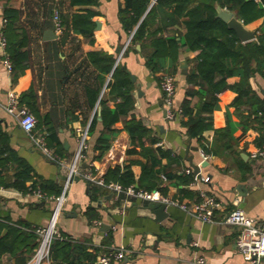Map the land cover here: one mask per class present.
<instances>
[{
    "label": "crops",
    "instance_id": "0c3cea01",
    "mask_svg": "<svg viewBox=\"0 0 264 264\" xmlns=\"http://www.w3.org/2000/svg\"><path fill=\"white\" fill-rule=\"evenodd\" d=\"M97 1L96 4L74 6L70 0H0V30L6 22L5 8H18L20 15L14 33L26 35L23 49L30 56L29 67L17 78L14 77V69L10 71L5 63V47L0 37V118L10 135L12 148L44 178L63 187L67 167L42 153L18 118L7 109L11 90L21 95L32 86L35 97L29 106L38 118L37 129L47 131L51 126L57 131L63 149L61 153L53 149L67 164L71 163L79 147L82 131L90 127L97 115L99 122L95 131L89 133L82 162V165L84 162L88 165L83 167L90 166L104 177L111 167L131 163L136 179H139L142 161L147 158L139 152L129 151L135 144L125 122L134 116L141 118L151 128V134L159 138L155 147L161 145L179 155V162L168 167L181 175L173 178L162 175L163 185L167 187L165 196L179 203L168 202L166 211L169 214L157 219L149 207L151 200L125 194L120 202H116L119 197L111 189L84 178H76L69 188L59 219L61 232L73 237L74 242L84 244L92 252L127 247L129 260L122 259L113 264H192L197 257H202L204 264H248L249 260L237 244L240 227L223 220L231 210L241 207L264 221V157L251 155L253 149L264 143V129H260L264 126V118L253 115L244 117L249 113V107H236L232 102L237 92L226 88L219 93L214 124L217 128L226 126L229 113L235 126V137L230 141L225 139L230 146L222 147L215 141V128L206 129L200 140L190 137L181 123L180 114L174 119L166 117L160 79L167 69L172 68V56H161L159 60L164 67L157 71H153L147 63V57L156 50L155 39L175 37L180 42L173 45V51L178 50L175 108L181 107L187 89L195 86L187 80V75L196 67L194 59L198 53L181 43L187 31L184 18L175 16L176 21L172 23L171 16L160 14L152 26L151 37L143 42L132 39L129 50L119 63L116 59L108 71L109 63L95 62L90 53L107 52L118 58L134 31L126 30L123 24L120 8L125 6L126 0ZM156 2L151 0L150 7ZM55 6L61 7V32L57 31L50 13ZM216 6L218 10L222 5L218 2ZM87 8L101 12L95 18L93 39L73 27L74 12ZM174 8L167 7V12ZM246 25L256 30L258 37V29L264 25V16ZM48 29H54L56 36L49 35ZM183 60L187 62L188 72L182 71ZM118 64L126 66L131 72L135 106L128 115L115 122L113 127L118 131L113 136L110 148L102 158L94 159V144L103 129L104 102L113 108L122 101L121 94L112 91V71ZM238 78L237 75L231 76L229 81L234 82ZM251 82L254 89L264 95V75L257 72L251 77ZM194 102L199 103L200 97L196 96ZM184 135H188L190 141ZM146 144L149 145L148 139ZM204 145L220 148V152H206L208 156L204 157L201 153ZM189 156L200 165L199 175L194 173ZM162 161L168 164L167 157H163ZM0 168L7 178H13V167ZM203 192L213 195L221 203L214 208L215 222L204 221L193 213L203 200ZM53 196L40 195L37 190L24 192L0 185L2 218L12 225L36 230V227L49 223L56 204ZM14 261L15 256L9 252L0 258V264H14Z\"/></svg>",
    "mask_w": 264,
    "mask_h": 264
},
{
    "label": "trees",
    "instance_id": "16d2710c",
    "mask_svg": "<svg viewBox=\"0 0 264 264\" xmlns=\"http://www.w3.org/2000/svg\"><path fill=\"white\" fill-rule=\"evenodd\" d=\"M218 2L222 6L236 10L246 23L264 16V0H157L151 7V0H126L125 6H121L120 11L126 30L134 31L133 40L142 42L151 37L152 26L160 14L165 13L171 16L172 23L176 21L175 16L184 18L187 31L181 43L198 51L194 59L197 63L196 67L188 73L187 80L198 87L187 89L186 96L181 103L182 111L177 113V116L180 114L181 123L187 128L190 137L200 140L206 129L215 128V141L219 142L222 147H229L230 143L225 142V139L230 141L235 137V126L229 113L226 126L217 128L214 124V111L219 106L221 91L231 88L237 92L232 103L238 108L242 105L249 107V113L244 117L248 118L253 115L255 118H264V95L255 90L251 82V77L257 72L264 75V25L258 29L256 39L243 41L237 31L218 14L216 6ZM96 3H98L97 0H70V4L74 6ZM172 6L175 7L174 10L167 12V7ZM55 8L59 10L62 22L60 6L53 7L50 13L54 16ZM100 14L99 10L93 8L74 12V29L93 39L96 28L95 18ZM19 15L18 8L6 7L4 10L6 22L2 28L7 40L4 58H10L16 78L25 72L30 64L29 52L23 49L26 35L18 36L14 33L17 30L16 20ZM155 42L156 50L147 57L148 66L153 71L160 70L164 67L159 60L160 57L171 55L172 68L167 69L166 72L175 74L178 50L173 51V45L180 44V42L175 37H159L155 39ZM90 55L95 62L109 63L106 68L108 71L111 70L110 67L117 59L111 54L101 51H93ZM235 75L240 78L230 82L229 78ZM112 77V91L121 94L122 101L113 108L104 102L103 129L94 144L96 151L94 159L102 158L110 148L113 136L118 131L113 127L115 122L128 115L135 106L134 80L130 70L126 66L118 64L112 71ZM196 96L200 97L199 103L194 102ZM18 97L20 105H26L33 111L29 106L32 105V98L35 97V90L32 86ZM98 122V116L95 115L90 124L89 133L95 131ZM125 127L135 144L129 151L139 152L147 158L142 161V173L139 179H136L131 163L124 166L118 164L106 172L105 180L118 182L124 187L134 186L137 189L145 190L160 189L165 195L167 187L163 185L162 175L165 174L168 178L181 175L174 173L168 167L179 162V155L172 149L163 148L161 145L155 147L159 138L151 134V128L143 119L135 116L126 119ZM260 129H264V126ZM42 132L46 133L48 145L61 153L63 146L57 131L50 126L47 131ZM146 139L149 140V145L146 144ZM204 150L220 152V148L208 145H204ZM163 157L168 158V164H163ZM0 166L14 168L12 179L7 178L3 169L0 168V185L14 187L24 192L41 190L48 196L58 195L62 191L61 185L51 179L44 178L27 159L12 148L10 135L5 130L1 118ZM192 175L191 172V177H193ZM29 180L31 183H28ZM124 195L122 194L116 202H120ZM5 228L6 232H4ZM38 244L39 236L36 230H28L19 225L8 223L2 218L0 211V258L5 252H9L15 256L14 264H24L32 256ZM111 251L113 249L107 250V252ZM99 253L88 251L87 246L74 242L73 237L62 232V237H57L54 240L51 258L57 264H94Z\"/></svg>",
    "mask_w": 264,
    "mask_h": 264
},
{
    "label": "built area",
    "instance_id": "2783aa9c",
    "mask_svg": "<svg viewBox=\"0 0 264 264\" xmlns=\"http://www.w3.org/2000/svg\"><path fill=\"white\" fill-rule=\"evenodd\" d=\"M53 17L57 31L61 32L63 29L62 22L57 8H55ZM0 37L5 47L7 40L2 30H0ZM132 39L133 33L121 50L117 58V63L122 59ZM5 63L8 69L12 71L13 64L9 57H5ZM160 87L162 90L166 117L168 119H174L177 113L182 111L181 107L178 109L175 108V96L177 91L176 75L164 72L160 81ZM7 109L18 118L21 126L28 131L33 143L42 153L67 167L62 191L58 195L53 196L56 204L52 211L50 221L47 225L36 227V232L40 236V241L32 258L24 264H57L51 258L52 247L54 240L57 237H62V232L58 226L59 219L64 209V203L67 199L69 188L76 178H84L99 186L107 187L116 193L118 197H120L121 194H126L127 196H136L145 200H163L166 202L179 203L177 200L170 199L163 195L159 189L145 190L137 189L134 186L124 187L118 182L106 181L103 176L98 175L90 166L88 168L83 167L82 162L85 159L84 151L88 146L87 139L89 137V127L82 131L79 147L71 163L67 164L66 161L48 145L46 133L36 128L38 123L37 116L28 106L19 104L18 94L14 90L9 92ZM201 153L204 157L208 156L204 149L201 150ZM251 155L253 157H264V143L256 149H253ZM188 170L190 171V169ZM205 179L208 180L209 177H205ZM37 192L40 195H45L41 190H37ZM202 195L203 200L197 204L193 213L204 221L215 222L217 219L214 217V208L220 206L221 203L211 194L203 192ZM181 206L187 207L185 204H181ZM223 221L240 227V235L237 244L240 251L249 260L248 264H262V259L264 258V221H260L257 217L247 213L245 209L241 207L231 210ZM128 250L127 247L121 246L111 252L103 251L99 253L94 264H113L115 261L124 259L127 256ZM192 264H204V259L202 257H197L193 260Z\"/></svg>",
    "mask_w": 264,
    "mask_h": 264
},
{
    "label": "water",
    "instance_id": "95a60500",
    "mask_svg": "<svg viewBox=\"0 0 264 264\" xmlns=\"http://www.w3.org/2000/svg\"><path fill=\"white\" fill-rule=\"evenodd\" d=\"M218 11L219 14L228 22V24L234 28L238 35L240 36V38L243 41H249V40H253L257 38V32L256 30L249 28L246 25V22L238 15V13L235 10L232 9H228V8H223L222 6L218 7ZM98 25H101L100 21H97ZM47 33L49 35H53L56 36L55 30L54 29H48ZM181 66L183 67V72H188L187 69V62L185 60L182 61ZM133 78L135 79V76H133ZM184 137L186 139H189L188 135H184ZM190 141V139H189ZM190 147V146H189ZM188 150L189 151V148ZM193 148H196L195 146ZM192 156H189V160L191 161V166L194 169V173L195 174H200L201 173V167L198 163H195L192 160ZM84 166H87L88 164L86 162L83 163ZM149 207L153 210V212L156 214V218L157 219H162L165 216H167L169 214L168 211H166V208L168 207V202L165 201H151L149 203ZM108 228H110V225H108ZM125 261H128V256H126L124 258Z\"/></svg>",
    "mask_w": 264,
    "mask_h": 264
}]
</instances>
